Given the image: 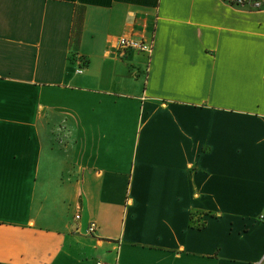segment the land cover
Here are the masks:
<instances>
[{"label":"crops","instance_id":"obj_1","mask_svg":"<svg viewBox=\"0 0 264 264\" xmlns=\"http://www.w3.org/2000/svg\"><path fill=\"white\" fill-rule=\"evenodd\" d=\"M262 213L264 10L0 0V264H264Z\"/></svg>","mask_w":264,"mask_h":264},{"label":"built area","instance_id":"obj_2","mask_svg":"<svg viewBox=\"0 0 264 264\" xmlns=\"http://www.w3.org/2000/svg\"><path fill=\"white\" fill-rule=\"evenodd\" d=\"M226 4L248 10H264V0H222ZM118 51H127L136 49L150 53L153 49V43L145 39H136L128 36L120 37L117 43ZM80 215H77L79 217ZM259 218L264 221V213ZM97 230L96 222H91L89 232L94 233Z\"/></svg>","mask_w":264,"mask_h":264}]
</instances>
